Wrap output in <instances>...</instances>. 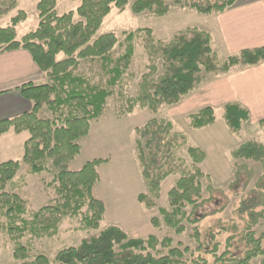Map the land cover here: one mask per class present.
<instances>
[{"label":"trees","instance_id":"16d2710c","mask_svg":"<svg viewBox=\"0 0 264 264\" xmlns=\"http://www.w3.org/2000/svg\"><path fill=\"white\" fill-rule=\"evenodd\" d=\"M80 1L76 11L59 15L58 0H40L38 27L21 39H18L17 27L28 19L23 11L12 18L10 26L0 29V54L28 51L49 80L39 85L21 86L20 93L33 104L32 110L0 121V138L10 131L30 135L20 161L0 163V231L12 240L13 258L21 264H183L185 256L193 253L190 247L175 246L170 236L133 239L114 225L97 236L82 240L76 247L59 250L53 260L45 254L32 256L27 244L58 235L67 218L81 216L84 229L100 230L106 207L94 197L93 190L100 181L99 168L109 160L89 161L79 171H71L69 166L81 152L79 141L89 135L92 123L102 118L116 89L121 100L118 119L136 110H150L156 115L163 106H176L193 93L203 83V73L219 77L228 75L236 67L264 63V47L244 50L221 62L212 35L207 31L188 28L166 43L157 39L152 29H140L124 33L123 52L114 57L119 38L114 33L96 37L113 7L119 14L130 6L134 15L149 13L161 18L170 13L171 5L209 15L225 12L238 0L214 3L211 0ZM15 8L16 0H0V16ZM137 47L145 51L148 63L138 92L132 95L130 70ZM61 55H64L62 60L59 59ZM82 63L91 64L89 74L79 71ZM43 108L50 111L52 118L39 116ZM189 120L192 130H201L214 126L217 118L214 108L205 107L189 115ZM223 120L230 134L237 135L249 122L250 113L238 104H228ZM260 125L264 128V121ZM136 134L135 155L148 188L146 194L139 195L138 201L149 212L158 209L162 216V219L152 217L151 224L158 230L165 226L180 235L185 232L184 223L187 222L194 226L192 237L197 251L203 249L198 231L203 217H195V212L207 202L202 197V180L209 176L201 169L207 159L206 153L200 148L189 147L191 164L188 165L178 152L188 146L189 136L175 132L173 124L164 119H151L137 129ZM233 157L258 162L264 157V148L258 143H246ZM22 165L28 166L31 175L53 174L50 185L56 195L52 202L29 216L28 201L16 192L19 187L15 179ZM171 176L178 179L168 192L169 208H160L162 184ZM9 186H12L11 191ZM254 206L256 209L259 205ZM188 207L192 208L190 213ZM244 238L249 248L242 257H231L234 238L229 237L226 251L216 257V261L254 264L261 259L259 264H264V233L249 231ZM25 239L28 242L23 243ZM218 247L215 244L212 253L217 252Z\"/></svg>","mask_w":264,"mask_h":264},{"label":"rangeland","instance_id":"374dc122","mask_svg":"<svg viewBox=\"0 0 264 264\" xmlns=\"http://www.w3.org/2000/svg\"><path fill=\"white\" fill-rule=\"evenodd\" d=\"M16 1L17 8L0 16V29L10 26L12 18L19 11H23L28 19L17 30L19 39H21L38 27L37 5L40 0ZM216 1L219 0H211L212 3ZM80 4V0H58V14L64 15L70 11H76ZM206 24V16L178 5H171L170 13L161 18L149 13L134 15L130 6L119 14L118 10L113 7L96 37L114 33L119 38V45L114 51V57H118L123 52L121 45L124 44L125 32L152 29L157 39L168 43L178 33L185 32L192 27L204 29ZM59 59H64V55L59 56ZM147 63L145 51L137 47L130 70L132 75L130 93L132 95L138 92V85L142 75L146 72ZM90 70L91 64L89 63H82L79 68V71L87 74ZM162 72L163 69L160 67V74ZM210 76L206 73L201 75L204 82ZM48 82L46 78L43 83ZM117 91L118 89L115 95L108 100L102 118L93 122L89 135L79 141L81 152L69 166L71 171H79L89 161L109 160L99 168L100 181L93 190L94 197L103 201L106 207L100 230L84 229L81 216L67 218L63 221L58 235L53 238L31 242L23 240V243L28 242L30 254L32 256L45 254L53 260L59 250L76 247L82 240L97 236L106 227L114 225L120 227L133 239H146L149 236L162 239L170 236L175 246L190 247L193 253L185 256L183 264H221L216 261V257L226 251L229 237L234 238L230 249L231 257H242L249 248L244 238L246 232L264 233V218H261V216L264 217V157L256 162L235 160L233 155L246 143H258L264 148V128L259 124H246L241 133L232 135L223 120L224 110L215 109L217 121L214 126L192 130L189 115L198 110L193 107L191 95L176 106H163L156 115L150 110H136L133 114L118 119L117 113L121 100ZM39 116L43 119L52 118L47 108H43ZM153 118L170 121L175 132H183L189 136L188 146L178 152L188 165L191 164L187 153L189 147L200 148L207 155L206 161L201 165L203 172L209 176V179L202 180V197L207 202L195 212V217H203L198 224L203 248L199 251L192 237L194 226L185 222V232L180 235L165 226L158 230L150 221L152 217L162 219L158 209L149 212L138 201V196L146 194L148 188L135 155L136 133L137 129L143 128ZM21 147L22 144L18 141L10 146L8 143H0V163L9 160L20 161L23 157L19 152ZM177 179L178 177L171 176L163 182L158 207L169 208L168 192L175 186ZM15 180L19 187L16 192L28 201V216L56 198L54 187L50 185L53 174L31 175L28 166L22 165ZM11 189L12 186H9L8 190L11 191ZM254 204L259 206L254 209ZM191 210V207L187 208L188 213ZM215 244L219 247L217 252L212 253ZM14 248L12 240L0 231V264H21L13 258ZM260 261L261 259H257L253 263L259 264Z\"/></svg>","mask_w":264,"mask_h":264},{"label":"crops","instance_id":"0c3cea01","mask_svg":"<svg viewBox=\"0 0 264 264\" xmlns=\"http://www.w3.org/2000/svg\"><path fill=\"white\" fill-rule=\"evenodd\" d=\"M203 16H206L207 24L200 30L212 35L214 49L221 62L244 50L264 47V0H238L223 13ZM46 78L28 51L0 54V121L31 111L33 104L23 98L19 88L27 83L43 84ZM198 87L189 95L196 110L205 107L224 110L228 104H238L250 113L247 125H260L264 121V63L236 67L224 76L211 75ZM29 137L27 132L15 134L10 131L1 136L0 143L10 146L20 142L19 152L23 156L24 144Z\"/></svg>","mask_w":264,"mask_h":264}]
</instances>
